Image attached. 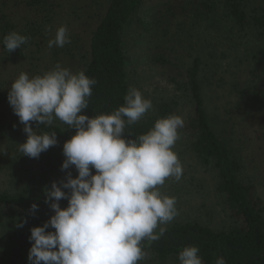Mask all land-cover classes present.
Listing matches in <instances>:
<instances>
[{
	"label": "rangeland",
	"instance_id": "rangeland-1",
	"mask_svg": "<svg viewBox=\"0 0 264 264\" xmlns=\"http://www.w3.org/2000/svg\"><path fill=\"white\" fill-rule=\"evenodd\" d=\"M32 2L0 0V14L6 15L16 29L44 36L43 44H32L22 50L20 56L13 58L12 55L0 62V82L8 91L12 82L28 68L49 71L59 63L73 73L83 71L89 58L92 32L101 21L109 0H48L42 6H34ZM168 2L170 0H144L139 16L146 27L128 32L127 65L132 87L152 101V108L160 100L181 96L176 92L174 83L185 79L194 58L200 56L208 66V70H204L207 79L202 83L208 114L214 121V127L232 140L234 148L243 157L244 173L264 203V161L261 156L264 152L252 142L253 126L250 121L254 118L247 109L244 93L247 86L256 90L262 87L260 75L256 68H249L244 62L239 65V60L244 58L238 41L231 40L237 45L235 47L222 38L204 34L202 27L193 29L189 15L165 12ZM61 25L67 26L71 42L63 47L49 48L48 40ZM48 27L51 32L46 31ZM260 39L263 40L264 36ZM213 43L217 45L218 54L215 57ZM53 50L58 51L56 60ZM222 52L225 54L223 58L220 57ZM214 70L215 73L212 72ZM179 100L182 108L190 109L186 96ZM0 124L6 128L4 139L0 140V193L36 196L46 187L51 188L52 182L59 184L65 180L69 171L72 175L76 174L74 166L61 170L66 141L57 138L58 143L42 152L39 158H30L19 150L27 134L14 111L0 107ZM52 124L62 128L67 125L58 119H54ZM179 136L173 150L181 161L182 176L179 180L167 179L160 188L163 194L176 198L179 214L174 220L194 219L214 230L232 227L235 221L226 211L224 197L216 191V171L199 165L186 146L185 132L180 131ZM4 211L5 208H0V264L11 257L14 249L18 253L15 264H30L28 253L32 242L29 235L22 232L19 220ZM165 264H180V261L169 260Z\"/></svg>",
	"mask_w": 264,
	"mask_h": 264
},
{
	"label": "clouds",
	"instance_id": "clouds-1",
	"mask_svg": "<svg viewBox=\"0 0 264 264\" xmlns=\"http://www.w3.org/2000/svg\"><path fill=\"white\" fill-rule=\"evenodd\" d=\"M29 39L12 31L3 45L11 53ZM70 42L67 26L61 25L48 47ZM96 83L84 71L73 73L57 63L31 78L20 73L8 92V102L27 134L19 148L23 155L39 158L58 143L56 133L37 134L31 122L51 125L58 119L76 129L63 144L61 170L74 166L78 174L73 178L69 171L59 185L54 181L45 190V202H50L55 214L30 230V264H139L147 257L144 242L159 240L167 231L165 225L179 214L176 198L160 188L167 179L182 176L173 148L183 118L176 114L159 118L150 130L133 139L125 135V129L152 109V101L130 87L122 106L89 117L83 111ZM62 199L68 201L66 208L60 206ZM37 209V204L31 205L33 213ZM49 228L54 231H46ZM199 251L197 246H185L179 252L180 264H203ZM216 264L226 261L218 257Z\"/></svg>",
	"mask_w": 264,
	"mask_h": 264
},
{
	"label": "trees",
	"instance_id": "trees-1",
	"mask_svg": "<svg viewBox=\"0 0 264 264\" xmlns=\"http://www.w3.org/2000/svg\"><path fill=\"white\" fill-rule=\"evenodd\" d=\"M143 1L109 0L101 21L92 32L89 58L83 69L87 76L97 81L92 86L88 108L83 111V114L89 117L111 113L122 106L124 96L132 87L131 73L127 65V38L130 29L137 31L146 27L139 16ZM32 3L34 6H42L46 5L48 0H33ZM165 7V12L170 15H189L193 29L202 27L204 34L222 38L227 42L238 41V45L242 46L244 59L239 60V65L244 62L249 68H256L262 80L261 88L256 90L247 86L244 93L247 109L254 118L250 121L253 126L252 142L264 152V39H260L264 36V0H170ZM12 31L30 39L27 44L9 53L3 45V39ZM43 39L42 33L33 34L30 30L16 29V26L6 19V15L0 14V62L11 58L12 55L13 58L20 56L22 50L32 44H43ZM212 47L215 57L218 54L216 43H213ZM52 55L56 60L58 51L53 50ZM220 57H225L224 52L220 53ZM204 70L207 71L208 66L200 56H196L187 70L185 79L174 83L176 92L181 96L155 103L150 114L126 127L125 135L135 139L150 130L157 119L171 114L180 115L184 126L179 132H185L186 146L197 163L216 171V191L224 197L226 211L234 219L235 225L226 230H214L194 219L173 220L165 225L167 231L159 240L144 242L147 257L139 264L179 261V252L189 245L199 248L203 264H216L218 257L224 258L226 264H264V203L244 173L243 157L234 148L232 140L214 127V121L208 114L202 92V83L207 79ZM45 72L43 68H28L24 73L31 78ZM212 72L215 73V70ZM8 92L0 82V107L13 111L7 99ZM183 96L189 100V110L180 106L179 99ZM31 127L39 134L56 133V138L63 142L69 140L76 132L68 125L62 128L53 124L37 125L36 122H31ZM5 132L6 128L0 124V140L4 139ZM261 156L264 161V154ZM19 158L23 161L22 157ZM77 174L76 172L72 175L73 178ZM45 201V190L36 196H10L0 193V208H5L4 212L20 223L26 220L22 232L29 237L33 227L42 226L55 214L50 208V202ZM34 203L38 205V209L33 213L31 205ZM59 203L61 208L68 205L67 199H62ZM46 231L54 229L49 228ZM15 255L18 253L14 249L11 257L3 260V264H15Z\"/></svg>",
	"mask_w": 264,
	"mask_h": 264
}]
</instances>
